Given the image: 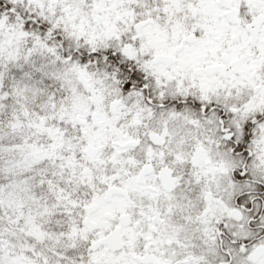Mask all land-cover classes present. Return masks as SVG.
Listing matches in <instances>:
<instances>
[{
	"label": "snow or ice",
	"instance_id": "1",
	"mask_svg": "<svg viewBox=\"0 0 264 264\" xmlns=\"http://www.w3.org/2000/svg\"><path fill=\"white\" fill-rule=\"evenodd\" d=\"M0 264H264V0H0Z\"/></svg>",
	"mask_w": 264,
	"mask_h": 264
}]
</instances>
